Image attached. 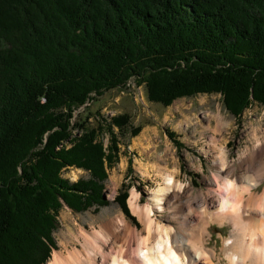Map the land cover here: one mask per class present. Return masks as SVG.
Returning a JSON list of instances; mask_svg holds the SVG:
<instances>
[{"label": "trees", "instance_id": "obj_1", "mask_svg": "<svg viewBox=\"0 0 264 264\" xmlns=\"http://www.w3.org/2000/svg\"><path fill=\"white\" fill-rule=\"evenodd\" d=\"M132 80L164 107L264 106V0H0V264L47 263L63 204L105 205L112 129L130 117L73 114ZM70 168L89 178L68 182Z\"/></svg>", "mask_w": 264, "mask_h": 264}, {"label": "rangeland", "instance_id": "obj_2", "mask_svg": "<svg viewBox=\"0 0 264 264\" xmlns=\"http://www.w3.org/2000/svg\"><path fill=\"white\" fill-rule=\"evenodd\" d=\"M85 109L77 110L72 122L86 118L89 113L99 112L106 121L126 114L130 117L129 124L122 130L112 129L116 134L118 152L113 154L111 167L108 161H104L107 178L101 197L105 205H93L85 211L77 212L63 204L52 235L55 248L51 250L47 262L54 252L66 255L73 249L81 248L80 243H76L73 238L79 227L92 231V226L98 228L102 222L119 215L123 216L129 226L140 231L142 224L127 204L131 191L137 192L141 206L150 204L154 192L164 187L162 176L171 172L177 182L186 188L190 187L193 194L205 192V181L215 170L206 156L207 152L213 151V148L215 152L216 148L224 146L229 163L236 166L245 148H252L255 140H264V106L252 103L236 118L225 110L219 94L182 98L164 107L150 102L144 84L137 85L132 80L125 88L114 89L96 97ZM219 112L225 124L220 133L217 132L219 128L215 120ZM135 128L138 133L133 136L131 131ZM102 142L106 148L110 143L109 136H103ZM61 176L70 183L89 178L87 172L76 168L64 170ZM113 186L115 188L111 192ZM263 188L264 183L258 187V192ZM122 199L129 217L122 211ZM161 206L162 210L154 207L156 210L151 211V214L154 219L166 224L164 219L168 209L164 203ZM230 231L228 224L220 226L213 223L208 227L210 236L205 238L206 248L214 249L217 257L213 264H228L223 254L222 238L228 237Z\"/></svg>", "mask_w": 264, "mask_h": 264}, {"label": "bare ground", "instance_id": "obj_3", "mask_svg": "<svg viewBox=\"0 0 264 264\" xmlns=\"http://www.w3.org/2000/svg\"><path fill=\"white\" fill-rule=\"evenodd\" d=\"M215 120L220 133L225 125L220 112ZM216 149L204 153L215 168L205 192L193 194L166 173L164 187L154 192L150 204L141 206L137 192H130L127 204L142 224L140 231L119 215L92 231L79 227L73 238L81 248L66 255L54 252L47 264H213L216 252L206 248L205 239L213 223L231 227L222 238L228 264H264V188L258 192L264 183V140L245 148L236 166L224 146ZM162 203L168 209L166 224L151 214L154 207L162 210Z\"/></svg>", "mask_w": 264, "mask_h": 264}]
</instances>
